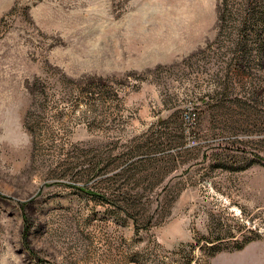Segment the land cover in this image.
Listing matches in <instances>:
<instances>
[{
    "label": "rangeland",
    "instance_id": "obj_1",
    "mask_svg": "<svg viewBox=\"0 0 264 264\" xmlns=\"http://www.w3.org/2000/svg\"><path fill=\"white\" fill-rule=\"evenodd\" d=\"M0 264H264V0H0Z\"/></svg>",
    "mask_w": 264,
    "mask_h": 264
}]
</instances>
